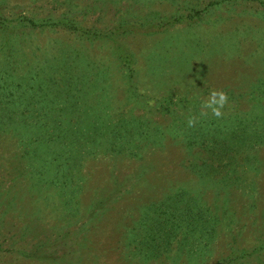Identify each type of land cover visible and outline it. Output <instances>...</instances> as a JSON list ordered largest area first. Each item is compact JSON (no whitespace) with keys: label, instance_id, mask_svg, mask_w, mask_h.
<instances>
[{"label":"rangeland","instance_id":"obj_1","mask_svg":"<svg viewBox=\"0 0 264 264\" xmlns=\"http://www.w3.org/2000/svg\"><path fill=\"white\" fill-rule=\"evenodd\" d=\"M0 264H264V0H0Z\"/></svg>","mask_w":264,"mask_h":264},{"label":"clouds","instance_id":"obj_2","mask_svg":"<svg viewBox=\"0 0 264 264\" xmlns=\"http://www.w3.org/2000/svg\"><path fill=\"white\" fill-rule=\"evenodd\" d=\"M228 103V96L223 90L211 89L206 98L201 101L200 104V116L207 117L209 113L216 118H220L223 115L222 109ZM198 122V117L189 115L187 118L188 127H195Z\"/></svg>","mask_w":264,"mask_h":264},{"label":"trees","instance_id":"obj_3","mask_svg":"<svg viewBox=\"0 0 264 264\" xmlns=\"http://www.w3.org/2000/svg\"><path fill=\"white\" fill-rule=\"evenodd\" d=\"M179 17H167L165 19H162L159 23V25H163L164 23H171L172 21H176ZM60 23L61 24H65V22L63 21V19H59ZM54 23H58V20L57 21H54Z\"/></svg>","mask_w":264,"mask_h":264}]
</instances>
